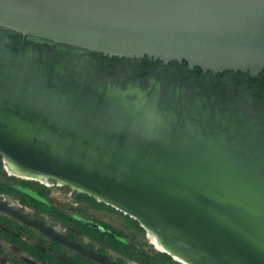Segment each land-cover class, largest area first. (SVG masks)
<instances>
[{
	"label": "water",
	"instance_id": "obj_1",
	"mask_svg": "<svg viewBox=\"0 0 264 264\" xmlns=\"http://www.w3.org/2000/svg\"><path fill=\"white\" fill-rule=\"evenodd\" d=\"M10 32L121 57L258 73L264 0H0L5 164L124 213L180 262L264 264V154L246 159L194 127L174 129L175 119L141 95L100 98L49 78L10 50Z\"/></svg>",
	"mask_w": 264,
	"mask_h": 264
},
{
	"label": "flooded vegetation",
	"instance_id": "obj_2",
	"mask_svg": "<svg viewBox=\"0 0 264 264\" xmlns=\"http://www.w3.org/2000/svg\"><path fill=\"white\" fill-rule=\"evenodd\" d=\"M8 38L12 52L29 58L49 78L72 83L83 91L95 90L100 98L112 91H120L128 99L141 95L175 119L174 129L194 127L204 140L223 141L246 159L249 154H264V70H205L187 61L121 57L15 32ZM0 205L2 216L43 239L34 250L22 242L29 240L17 230L11 234L21 241L0 238V264H184L162 255L167 253L154 244L162 254L125 242L123 232L103 221L79 214L67 221L58 220L7 193H0ZM19 216L44 225L66 242H59Z\"/></svg>",
	"mask_w": 264,
	"mask_h": 264
},
{
	"label": "rangeland",
	"instance_id": "obj_3",
	"mask_svg": "<svg viewBox=\"0 0 264 264\" xmlns=\"http://www.w3.org/2000/svg\"><path fill=\"white\" fill-rule=\"evenodd\" d=\"M50 184L51 186L47 187L36 181H23L10 176L6 164L0 156V193L10 194L27 206L33 209L37 208L40 212L49 214L58 220L67 221L71 219V215L79 214L83 218L95 222L103 221L111 228L123 232L125 242L140 244L151 248L155 254H162L148 239L147 231L131 217L90 196L80 194L68 186H61L57 182ZM5 228H9V231ZM14 230L19 231L20 235L23 233L22 237H26L29 241L22 242H26L29 248L34 250L43 241L35 232L21 227L0 214V238L6 239L8 242L11 241V238L20 240L11 234ZM162 255L171 259L167 254L163 253Z\"/></svg>",
	"mask_w": 264,
	"mask_h": 264
},
{
	"label": "bare ground",
	"instance_id": "obj_4",
	"mask_svg": "<svg viewBox=\"0 0 264 264\" xmlns=\"http://www.w3.org/2000/svg\"><path fill=\"white\" fill-rule=\"evenodd\" d=\"M6 169L7 171L9 172L10 175L12 176H16L18 178H21V179H26V180H32V181H37L43 185H47V186H51V182L49 181V179H43V178H31V177H21V176H18L16 174V172L11 169L8 165H6ZM61 185V184H60ZM63 186V185H61ZM13 204V203H12ZM148 233V239L151 241L152 244H154L160 251H166V248L162 245L159 244V238L152 232V231H147ZM179 261V260H177ZM180 262V261H179ZM184 264H186L185 262H183Z\"/></svg>",
	"mask_w": 264,
	"mask_h": 264
}]
</instances>
